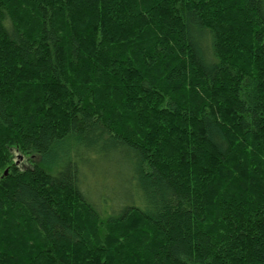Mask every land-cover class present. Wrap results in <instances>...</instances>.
<instances>
[{
    "label": "trees",
    "instance_id": "16d2710c",
    "mask_svg": "<svg viewBox=\"0 0 264 264\" xmlns=\"http://www.w3.org/2000/svg\"><path fill=\"white\" fill-rule=\"evenodd\" d=\"M0 264H264V0H0Z\"/></svg>",
    "mask_w": 264,
    "mask_h": 264
},
{
    "label": "rangeland",
    "instance_id": "374dc122",
    "mask_svg": "<svg viewBox=\"0 0 264 264\" xmlns=\"http://www.w3.org/2000/svg\"><path fill=\"white\" fill-rule=\"evenodd\" d=\"M19 160V159H18ZM20 167H23L25 165L24 162H21L18 164ZM65 205V204H64ZM76 214H81L82 218L79 221L84 227L90 225L92 227V220L89 217H86L85 214H87L85 212V209L83 208V206H79V211H76Z\"/></svg>",
    "mask_w": 264,
    "mask_h": 264
},
{
    "label": "water",
    "instance_id": "95a60500",
    "mask_svg": "<svg viewBox=\"0 0 264 264\" xmlns=\"http://www.w3.org/2000/svg\"><path fill=\"white\" fill-rule=\"evenodd\" d=\"M19 159V155H17L16 161Z\"/></svg>",
    "mask_w": 264,
    "mask_h": 264
}]
</instances>
